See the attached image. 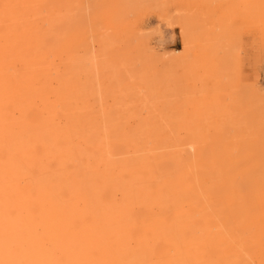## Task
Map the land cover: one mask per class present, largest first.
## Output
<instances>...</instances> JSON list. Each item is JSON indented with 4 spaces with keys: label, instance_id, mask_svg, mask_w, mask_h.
Listing matches in <instances>:
<instances>
[{
    "label": "rangeland",
    "instance_id": "374dc122",
    "mask_svg": "<svg viewBox=\"0 0 264 264\" xmlns=\"http://www.w3.org/2000/svg\"><path fill=\"white\" fill-rule=\"evenodd\" d=\"M0 264H264V0H0Z\"/></svg>",
    "mask_w": 264,
    "mask_h": 264
},
{
    "label": "bare ground",
    "instance_id": "6f19581e",
    "mask_svg": "<svg viewBox=\"0 0 264 264\" xmlns=\"http://www.w3.org/2000/svg\"><path fill=\"white\" fill-rule=\"evenodd\" d=\"M9 184V183H8ZM34 192V191H33ZM7 199V198H6ZM36 206V205H35ZM9 208V207H8ZM3 210V209H2ZM58 214V213H57ZM74 222V221H73ZM16 223V222H15ZM17 224V223H16ZM59 229V228H58ZM51 234V233H50ZM19 235V234H18ZM60 235V234H59ZM90 237V236H89ZM35 238V237H34ZM44 238V237H43ZM27 245V244H26ZM15 250V249H14Z\"/></svg>",
    "mask_w": 264,
    "mask_h": 264
}]
</instances>
